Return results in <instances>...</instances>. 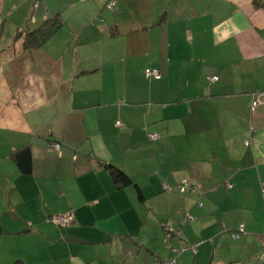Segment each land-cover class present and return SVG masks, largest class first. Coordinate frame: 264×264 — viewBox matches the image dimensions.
Here are the masks:
<instances>
[{"label": "crops", "instance_id": "obj_1", "mask_svg": "<svg viewBox=\"0 0 264 264\" xmlns=\"http://www.w3.org/2000/svg\"><path fill=\"white\" fill-rule=\"evenodd\" d=\"M108 1L40 0L33 11L19 0L0 22V264L165 263L174 252L161 241L185 210L177 238L201 242L173 264H264V0H112V11ZM53 14L61 27L24 48L17 30ZM121 50L161 77L115 69ZM22 145L30 174L11 156ZM103 163L128 173L143 201ZM183 180L191 188L176 190ZM69 211L66 226L49 220Z\"/></svg>", "mask_w": 264, "mask_h": 264}, {"label": "trees", "instance_id": "obj_2", "mask_svg": "<svg viewBox=\"0 0 264 264\" xmlns=\"http://www.w3.org/2000/svg\"><path fill=\"white\" fill-rule=\"evenodd\" d=\"M35 1L37 2V0ZM35 1L33 0V5L36 3ZM62 23L63 21L60 15L55 14L51 17L45 18L42 23L32 31H29L28 28L18 29L15 37H21L23 35L22 32H24V48L30 49L39 47L61 27ZM11 156L21 173L30 174L32 172V155L31 149L28 145H22L21 147L16 148L11 153ZM103 165L109 172L115 188L121 189L125 186H133L137 192L139 200L143 201L144 196L142 190L128 173L111 163H103ZM0 231H2L1 225Z\"/></svg>", "mask_w": 264, "mask_h": 264}, {"label": "built area", "instance_id": "obj_3", "mask_svg": "<svg viewBox=\"0 0 264 264\" xmlns=\"http://www.w3.org/2000/svg\"><path fill=\"white\" fill-rule=\"evenodd\" d=\"M113 4H114V1H111L110 5H113ZM35 5L37 6V3L34 4V7H35ZM144 72H145L146 78H148V79L149 78L159 79L161 77L159 70L157 68H154V67H148V68L145 69ZM216 79H217V76H215V75L207 76V80L210 81V82H214ZM257 105H258V100L256 98H253L251 103H250V107H249V110H250L251 114L255 113V111L257 109ZM115 124L120 126L121 125V121L120 120H116ZM254 132H255L254 127L252 125H249V133L252 134ZM148 136H149L150 139H156V138H158L159 134L155 131V132H150L148 134ZM250 143H251V140L249 138L245 140V144L246 145H250ZM46 147H47L48 150L58 151L60 149V143L51 141V142H49L47 144ZM227 187H231V185L228 184ZM189 188H191V187H190V183L187 180H183L177 185V189L179 191H185L186 189H189ZM164 189L170 190L171 188H170L169 185H165ZM261 193H262V199H263V202H264V185H262V187H261ZM199 205H201V203H199ZM185 218H189V213L188 212L186 213ZM49 220L53 224H55L56 226H59V227L66 226V225H68V224H70L72 222L73 214H72L71 211L65 212V213H61V214H54V215H50L49 216ZM243 229H244V224H239L237 229L232 233V236L233 237H239L240 233L243 231ZM167 238H168V236H167ZM200 242H197V243H195L193 245H190V246L182 244L179 249L172 248V251L174 253H180V252H183L185 250H191L193 253H195L196 252V247H197V245ZM172 262H173V260L170 261L169 263H172ZM153 264H166V263L157 261V262H154Z\"/></svg>", "mask_w": 264, "mask_h": 264}, {"label": "rangeland", "instance_id": "obj_4", "mask_svg": "<svg viewBox=\"0 0 264 264\" xmlns=\"http://www.w3.org/2000/svg\"><path fill=\"white\" fill-rule=\"evenodd\" d=\"M18 1L19 0H15L14 2L12 1L11 2V0H7V3L9 4V8H8V10H5V13L4 12H1L0 13V22L3 20V19H5V21H4V24L6 23V19H7V13L8 14H10L11 13V9H12V4L14 3L15 4V6L18 4ZM35 1V0H34ZM111 1L112 0H109L108 2H106L105 3V5H104V8H105V10H108V11H112V10H114L115 9V7L113 6V5H110V3H111ZM130 1V0H129ZM36 2V1H35ZM39 2H40V0L39 1H37L36 3H37V6L35 5V7H34V5L32 4L31 5V2H30V0H29V2H28V9H30V7H32L33 6V8H34V10L33 11H35L37 8H38V5H39ZM102 8V7H101ZM97 14H100V11H98L97 12ZM54 15V14H53ZM53 15H51V16H53ZM64 18V17H63ZM11 20V17H9V20L8 21H10ZM123 36H121V38H122ZM125 55H126V57H125ZM127 57H128V55L124 52V51H120V53H119V55H116L115 54V56H114V66H115V69L116 68H120V69H126V68H128V69H130L131 71L132 70H134V69H138L139 71H142V72H144V69H143V63H144V59H142V56H141V53L138 55V56H136V57H134V58H130L129 60L127 59ZM167 58V56H164V57H162V60L163 61H168V59H166ZM155 68V67H154ZM138 83L140 84V85H145V83L142 81V80H139L138 81ZM164 93H166V92H164ZM169 96V95H168ZM163 100H170L169 98H166V97H164L163 98ZM150 132H148V134H149ZM158 134H159V132H157ZM148 138H149V136H148ZM158 138H159V136H158ZM158 138H156V139H158ZM150 139V138H149ZM156 139H151V140H156ZM53 142H56V141H53ZM61 146V145H60ZM176 190H177V188H176ZM188 189H186V191H187ZM179 193H181V192H179ZM195 202V204L196 203H198L199 201H194ZM176 206H179V203H176ZM186 210L184 211V212H182V214H180V220H179V223L178 224H176V226H175V234L177 235V236H173V237H171V238H167V236H164L163 237V242L161 241V245H162V247L163 248H166L167 249V251H171V252H173L172 251V248H176V249H179L180 248V245H181V242H179L180 241V239L181 238H185L184 236H186L187 235V233L188 232H186V233H183V231H182V228H183V226L185 225H182V226H179V224L180 223H182L183 221H186L185 220V216H186ZM184 217V218H183ZM187 221H190V220H187ZM183 224V223H182ZM180 230V231H179ZM192 231H194V232H199L200 233V231H197L198 229H196V228H194V229H191ZM177 237H180V239L179 238H177ZM171 239V240H170ZM196 243V242H195ZM195 243H190V244H187V245H193V244H195ZM183 244H186V242H183ZM184 252H186V251H183L182 253H184ZM187 252L191 255V253L192 254H194L191 250H187ZM147 253V252H146ZM147 255H149V254H147ZM175 256H176V254L175 253H172V257L168 260V261H165V263L166 264H173V263H169L172 259H174L175 258ZM174 261H175V259H174ZM157 262V261H156Z\"/></svg>", "mask_w": 264, "mask_h": 264}]
</instances>
